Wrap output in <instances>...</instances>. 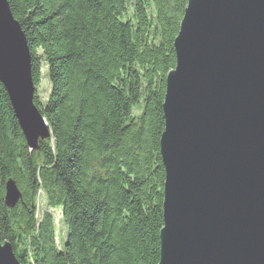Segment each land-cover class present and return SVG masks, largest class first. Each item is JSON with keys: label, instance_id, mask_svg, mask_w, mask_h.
<instances>
[{"label": "trees", "instance_id": "1", "mask_svg": "<svg viewBox=\"0 0 264 264\" xmlns=\"http://www.w3.org/2000/svg\"><path fill=\"white\" fill-rule=\"evenodd\" d=\"M187 1L6 0L50 132L28 149L0 84V243L19 264H158L162 103ZM8 180L21 195L14 208Z\"/></svg>", "mask_w": 264, "mask_h": 264}, {"label": "water", "instance_id": "2", "mask_svg": "<svg viewBox=\"0 0 264 264\" xmlns=\"http://www.w3.org/2000/svg\"><path fill=\"white\" fill-rule=\"evenodd\" d=\"M165 78L158 264H264V0H188ZM26 38L0 0V84L30 150L50 138L32 104ZM20 191L5 183L4 203ZM0 264H18L0 243Z\"/></svg>", "mask_w": 264, "mask_h": 264}, {"label": "rangeland", "instance_id": "3", "mask_svg": "<svg viewBox=\"0 0 264 264\" xmlns=\"http://www.w3.org/2000/svg\"><path fill=\"white\" fill-rule=\"evenodd\" d=\"M19 28H20V26H19ZM33 87H34V85H33ZM47 91H48V82L45 79H42L40 85L37 88V94L39 96V99L45 100V98L47 96ZM135 113H137V111H135ZM39 198H40V195H39L38 199ZM44 207H45L44 199L41 196V198L39 199V201H37V208H38L37 209V212H38V216L40 215V213L42 212V210L44 209ZM51 213H52V216L54 217V225H55V228H56V230H55L56 246L58 248H60V246H61V244L63 242V238H64V234H63V231L61 230V225H60V218H59L60 211L59 210H52Z\"/></svg>", "mask_w": 264, "mask_h": 264}, {"label": "bare ground", "instance_id": "4", "mask_svg": "<svg viewBox=\"0 0 264 264\" xmlns=\"http://www.w3.org/2000/svg\"><path fill=\"white\" fill-rule=\"evenodd\" d=\"M5 91V90H4ZM32 104L34 105V103L32 102Z\"/></svg>", "mask_w": 264, "mask_h": 264}]
</instances>
